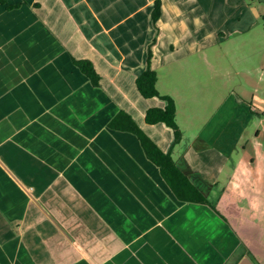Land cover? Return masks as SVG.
<instances>
[{
	"label": "crops",
	"instance_id": "crops-1",
	"mask_svg": "<svg viewBox=\"0 0 264 264\" xmlns=\"http://www.w3.org/2000/svg\"><path fill=\"white\" fill-rule=\"evenodd\" d=\"M153 4L0 0V264L245 257L238 230L264 214V164L245 158L243 144L264 130V73L252 55L264 0H160L157 35ZM155 36L151 68L175 103L177 144L144 121L165 103L135 87ZM229 41L244 64L234 77L220 71L224 55H211ZM71 58L92 63L98 87ZM119 111L215 210L179 201L137 138L107 127Z\"/></svg>",
	"mask_w": 264,
	"mask_h": 264
},
{
	"label": "trees",
	"instance_id": "trees-1",
	"mask_svg": "<svg viewBox=\"0 0 264 264\" xmlns=\"http://www.w3.org/2000/svg\"><path fill=\"white\" fill-rule=\"evenodd\" d=\"M17 7V5H8L7 9L11 10ZM160 15V0H154L151 19L156 30V35L158 34L157 21ZM155 39L156 36L147 48L146 68L136 77L135 87L142 98H157L165 103L163 108L147 109L144 115V121L148 125L163 124L165 127L169 128L172 132L173 144H177L180 142L182 134L175 119V103L170 97L162 96L158 93L156 89L157 75L151 68L152 46L155 43ZM71 62L88 78L92 86H99L100 76L96 73L90 61L71 58ZM107 127L112 130L131 133L137 138L146 158L159 169L161 177L179 201L207 205L215 210L208 199L177 168L170 154L159 149V147L140 129L130 115L123 111H119L109 121Z\"/></svg>",
	"mask_w": 264,
	"mask_h": 264
},
{
	"label": "rangeland",
	"instance_id": "rangeland-1",
	"mask_svg": "<svg viewBox=\"0 0 264 264\" xmlns=\"http://www.w3.org/2000/svg\"><path fill=\"white\" fill-rule=\"evenodd\" d=\"M260 11L261 16L264 15V4L261 5ZM259 22L260 24L254 32L255 37L258 39V45L256 46L254 54L252 55H254L257 59L255 61V65L259 66L264 73V18H260ZM234 46V43L229 41L222 44L221 47L219 46L220 48L217 47L213 52H211V55H224L221 59L219 68L224 74H231V77H234L233 73L237 68H244V64L236 60L238 59L239 55ZM238 65L240 66L237 67ZM243 144L245 146V158L248 157L249 160L252 158L254 166H262L264 164L263 128L260 130V135L258 138H255L254 135H251L250 132ZM257 207L264 210V206H261V203L258 204ZM250 218L253 220V222L250 223V225H248L245 230H238L241 237H243L247 242L245 245H248L245 248H240V254L247 257L252 264H264V214L260 217L252 215ZM233 262H235V260Z\"/></svg>",
	"mask_w": 264,
	"mask_h": 264
},
{
	"label": "water",
	"instance_id": "water-1",
	"mask_svg": "<svg viewBox=\"0 0 264 264\" xmlns=\"http://www.w3.org/2000/svg\"><path fill=\"white\" fill-rule=\"evenodd\" d=\"M237 264H252L247 257H243L239 260Z\"/></svg>",
	"mask_w": 264,
	"mask_h": 264
}]
</instances>
